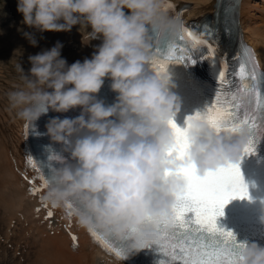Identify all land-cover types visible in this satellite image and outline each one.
I'll return each mask as SVG.
<instances>
[{"label":"clouds","instance_id":"clouds-1","mask_svg":"<svg viewBox=\"0 0 264 264\" xmlns=\"http://www.w3.org/2000/svg\"><path fill=\"white\" fill-rule=\"evenodd\" d=\"M21 25L36 32H70L79 25L82 44L101 39L91 58L68 64L59 41L28 57L23 85L8 93L18 119L33 125L49 111L76 118H51L46 135L63 146L70 161L51 169L44 200L53 207L78 202V222L106 236L127 237L138 252L156 245L159 227H173V209L185 180L174 173L187 164L197 175L239 164L248 143L246 131L217 134L203 120L188 132L183 160L166 156L174 136L168 120L180 110L169 74L148 70L157 42L173 40L180 23L164 11V0H16ZM91 31H88V29ZM31 46L32 33L24 32ZM155 36H159L158 41ZM116 100H98L105 80ZM165 172L173 173L165 176ZM264 220V217H262ZM241 264H264V247L245 244Z\"/></svg>","mask_w":264,"mask_h":264},{"label":"snow or ice","instance_id":"snow-or-ice-1","mask_svg":"<svg viewBox=\"0 0 264 264\" xmlns=\"http://www.w3.org/2000/svg\"><path fill=\"white\" fill-rule=\"evenodd\" d=\"M176 18H180L179 13ZM232 26L235 27V21ZM202 28L206 35H213L209 25L205 24ZM155 38L160 40L159 36ZM188 38L196 47H200L201 42L192 32H188ZM184 39V35L180 34L174 42L160 41L161 46L154 50L158 58L153 59L149 65L157 75H167L170 64H195L197 60L209 58L215 63V45L208 44L207 56L203 53L194 56L193 50L181 46L180 42ZM181 52L188 54L180 55ZM237 60L238 67L234 73L236 83L232 87H225L228 82L220 71L219 90L216 89L213 101L202 111L188 116L186 127L177 126L173 118L168 120L174 140L166 150V156H174L177 160L185 158L189 148L188 132L194 120L207 122L217 134L232 135L246 131L249 139L243 156L254 153L255 144L264 138V71H260L254 51L245 45H241ZM25 131L26 134L29 133L27 124ZM27 163L37 171L38 176L34 179H39L41 188L47 187L48 176L42 166L32 159ZM172 174L165 172L166 177ZM174 174L184 178L185 188L173 209V227L169 230L163 224L158 229L160 240L155 246L160 254L159 264H241V252L246 245L238 242L231 231L217 224V217L224 214L223 209L231 199L250 198L239 164H228L204 176L197 175L195 166L187 164L178 168ZM39 190L35 187L29 189L33 195ZM67 205L69 209H80L79 203L75 201H69ZM51 215L52 212L49 211L48 216ZM89 232L96 242L117 258H123L129 250L125 245L127 237L121 238V242L117 243L114 237L112 240L104 239L95 229H89ZM73 240L75 241V237ZM149 246L151 245L145 247Z\"/></svg>","mask_w":264,"mask_h":264},{"label":"bare ground","instance_id":"bare-ground-1","mask_svg":"<svg viewBox=\"0 0 264 264\" xmlns=\"http://www.w3.org/2000/svg\"><path fill=\"white\" fill-rule=\"evenodd\" d=\"M173 1L179 7L187 5L182 13L185 21L212 13L215 7V0ZM251 1L241 0L240 22L245 39L255 46L264 66V24H260L262 22L259 23L250 12ZM168 14L174 15L175 11ZM261 20L264 21V16ZM75 28L77 36L73 42L79 48L69 58L65 57L69 65L77 60L83 62L85 58L90 59L95 48L101 44L99 39L87 45L82 44L79 25L72 29ZM22 50L26 53V49ZM8 78L7 81H0V252L4 254L10 250L6 256L3 255L6 257L4 260L10 257L8 260L16 264H127L96 242L89 229L78 222L75 211L69 209L66 203L61 207H53L44 200L47 187L41 188L39 179H34L38 176L37 171L27 163L32 159L27 147V123L17 118L16 111L10 108L8 101V93L20 88L23 82ZM2 89L7 90V96L2 94ZM30 187L40 190L33 195L29 191ZM49 211L52 212L50 217Z\"/></svg>","mask_w":264,"mask_h":264},{"label":"rangeland","instance_id":"rangeland-1","mask_svg":"<svg viewBox=\"0 0 264 264\" xmlns=\"http://www.w3.org/2000/svg\"><path fill=\"white\" fill-rule=\"evenodd\" d=\"M250 12L252 13L253 17L255 16L254 18L259 23H260V21L262 22L260 24H264V21L261 20V17L264 16V0H252ZM18 16L22 17V15L17 12L16 0H0V42H1L0 43V51H1L0 57L2 56L0 58V61H1L0 63L3 65V66L0 65V81L1 82L7 81L8 77H9L8 78L9 80L15 79V81H18V80L20 81L21 80V75H20L21 73L18 71L19 65H21V67L24 69L25 73H27L31 67V65L28 61V56L40 53L41 50L50 49V47H53L57 41H59L63 44V48L61 50V56H62V58L64 57V59H65V57L69 58L71 56V53H75L78 50V48H79L78 45H76L75 42H73V38L77 36V29L76 28H75L76 31H75V29H72L70 32H44V33H39V32H36L34 29H29L28 27L21 25L22 18H20ZM250 20H251V18H250ZM8 30L10 33L8 32ZM88 31H91V29L89 28ZM24 32L32 33L34 35V38L38 42L37 43L38 46H36V47L32 46L31 47V44L29 43L28 39H26L23 35ZM4 33H5V35H4ZM8 40H10V41H8ZM70 42H71V44H69ZM3 43L4 44L6 43V44L4 45ZM68 44H69V46H68ZM72 45H73V48L71 47ZM1 48H3V49H1ZM5 48L7 51L4 50ZM21 48L24 50L26 49L25 50L26 53H24V51ZM30 49H32V50H30ZM73 49H74V51H73ZM3 50H4V52H2ZM18 50H19V52H18ZM20 50H22V51H20ZM4 77H6L5 80H4ZM2 90H3L2 94L4 96H7V90L6 89H2ZM20 250H21V248L19 249V251ZM9 251L10 250H7V253ZM5 253L2 254V252H0V255L6 256L7 253L6 254ZM2 256H0V264H4V263L16 264L15 262H12L10 259L8 260V258H10V257H7V261H6V259L4 260L5 256H3V258H2Z\"/></svg>","mask_w":264,"mask_h":264}]
</instances>
